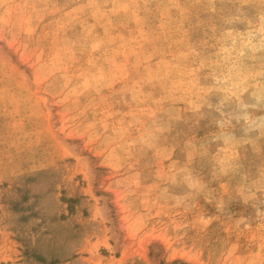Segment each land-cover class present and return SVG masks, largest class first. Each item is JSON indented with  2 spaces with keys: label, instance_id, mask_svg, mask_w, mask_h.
Returning a JSON list of instances; mask_svg holds the SVG:
<instances>
[{
  "label": "rangeland",
  "instance_id": "374dc122",
  "mask_svg": "<svg viewBox=\"0 0 264 264\" xmlns=\"http://www.w3.org/2000/svg\"><path fill=\"white\" fill-rule=\"evenodd\" d=\"M0 264H264V0H0Z\"/></svg>",
  "mask_w": 264,
  "mask_h": 264
}]
</instances>
